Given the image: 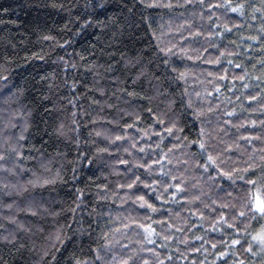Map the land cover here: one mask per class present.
<instances>
[{
    "label": "trees",
    "instance_id": "obj_1",
    "mask_svg": "<svg viewBox=\"0 0 264 264\" xmlns=\"http://www.w3.org/2000/svg\"><path fill=\"white\" fill-rule=\"evenodd\" d=\"M231 3L0 0V264H264V0Z\"/></svg>",
    "mask_w": 264,
    "mask_h": 264
},
{
    "label": "snow or ice",
    "instance_id": "obj_2",
    "mask_svg": "<svg viewBox=\"0 0 264 264\" xmlns=\"http://www.w3.org/2000/svg\"><path fill=\"white\" fill-rule=\"evenodd\" d=\"M187 3H191V0H187ZM170 6L171 5H169V7ZM97 7H103V3L102 2L99 3L97 5ZM200 7L201 8L208 7L209 9L225 7V8H228L233 13L239 12L240 15H243V11H242L243 5L240 4V5H237V6H233L232 3H231V0H227V2L225 4H219V3H217V4H207V5L204 3V0H200ZM209 19H211V15L209 16ZM215 27L218 28L219 25L217 24V25H215ZM224 30L226 32L231 31V29H229L227 27V25L224 26ZM246 39H248V40H256L257 38L256 37H247ZM162 51H166V53H169L171 55H175L176 54V53H173L170 48L169 49H166V50L165 49H162ZM181 51H184L185 54L187 55V50L182 49ZM197 58H199V57H197ZM188 59H192V57L191 56H188ZM208 62H211V61H208ZM228 63L229 64H232L233 61L232 60H229ZM235 67L236 68H241V65L237 63V64H235ZM174 71H175V69H174ZM185 75H186V73L181 72V73H179V76L177 78L178 79H183L185 77ZM220 79H226V77L225 76H221ZM257 79H259V77H257ZM215 90L217 92L220 91V89L218 87ZM254 98L255 97H253V99ZM211 110L212 109H209V111H211ZM200 115H201V113H197V118H199ZM227 115L231 116V115H233V113L228 112ZM173 127H175V125H173V126L168 127V128L165 129V131L170 136L173 135ZM177 131H179V130H177ZM208 136H209V133H208L207 129L202 126L200 128L199 138L196 139V140H193V141H190L189 142V146L195 145L197 147V151L200 153V155H202V156L205 157V163L202 164V165H198L199 167H202L204 169L205 173H207L208 168L210 166H215L216 169H220V165L217 164L216 158H214L213 155H211L207 151L206 145H207V137ZM22 138L23 137H21V139ZM176 138L179 139L178 136ZM116 139H121V137H116ZM161 139H163V137H161ZM140 151L143 152L144 149L141 148ZM121 163H127V161L121 160ZM153 163H160V161L159 160L153 161ZM185 163H187V161H185ZM137 166L140 167V168H144L145 167L144 164H138ZM147 167H148V169H151L152 165L149 164ZM220 171L222 172V175L224 177H226L228 180H232L233 183L235 182L233 180V176H232V173L231 172H229V171H223L222 169H220ZM164 175H167V173H164ZM172 179L175 180L176 178L173 177ZM209 179L210 180H215V177L209 175ZM238 179H244V177L241 176V177H238ZM262 179H264V176H262ZM139 180H140V177L139 176H136L135 179L132 180V182H130V183H128L126 185V187L129 188V189L133 188L134 185L136 184V181H139ZM141 183H143V186H144L145 189H149L151 191H156V188L154 187V185L157 183V181H153L152 183H144L143 181H141ZM246 183L255 185V181L252 180V179H248L246 181ZM169 187L179 188V185L173 184V185H169ZM174 195L175 194L173 193V196ZM136 199L139 202L141 208H146V209L150 210L151 213L157 212L156 207H154L152 203H149V201L145 199L144 195H139V196L136 197ZM156 199H161V195L159 193L157 194ZM226 206L227 205H222V207H226ZM236 211L238 212V215L240 217H244L247 212H252L253 215H255L256 213H259L261 215H264V201L257 200L254 203L253 199H249L246 204L242 205ZM200 219L203 220V216L202 215H201ZM221 219H223L222 216H221ZM153 222L154 223H162V224L165 223L163 221H153ZM224 223H227V220H224ZM128 226L129 225H125V227H128ZM228 226L230 228H233L234 227V225H231V224H229ZM138 227H140V228H142L144 230V233L146 234V239L148 240V243H155V241L152 240L151 237L154 234H156V230L154 228H152L151 225H147L146 226L145 224L140 223V224H138ZM171 227H174V225H172ZM194 227H195V225H194ZM215 230H216V227H215V225H213V231H215ZM177 231H181V229H177ZM57 239H59V237H57ZM163 239L164 240H168L169 239V236H164ZM195 239H197V240H203V237L196 236ZM253 239L254 240H258L260 242V245H261L260 251H261V253H264V234H261L259 236H254ZM231 243L233 245H239L241 243V241H240V239H233ZM212 248L215 249L216 248V245L215 244H212ZM194 251L199 252L200 249L199 248H195ZM246 251L252 253V255H256L257 254L255 252H253L251 246H249L246 249ZM227 256H228V252L227 251H221L219 253V257H221V258H226ZM97 258L98 259L100 258L98 253H97ZM168 259L171 260L172 257L169 256ZM77 264H81V262L80 261H77ZM125 264H126V262H125ZM145 264H147V262H145ZM158 264H165V262H164V260H159L158 261ZM193 264H195V261H193ZM224 264H227V260L224 261ZM239 264H244V262L243 261H240Z\"/></svg>",
    "mask_w": 264,
    "mask_h": 264
},
{
    "label": "rangeland",
    "instance_id": "obj_3",
    "mask_svg": "<svg viewBox=\"0 0 264 264\" xmlns=\"http://www.w3.org/2000/svg\"><path fill=\"white\" fill-rule=\"evenodd\" d=\"M257 200H262L263 201V199L261 198V196L259 195V194H257L256 196H255V201H257ZM261 234H264V232H262ZM260 234V235H261ZM260 243V242H259ZM259 247H257V249L258 250H260V247H261V245H258Z\"/></svg>",
    "mask_w": 264,
    "mask_h": 264
}]
</instances>
